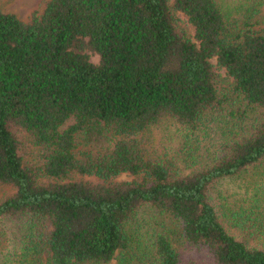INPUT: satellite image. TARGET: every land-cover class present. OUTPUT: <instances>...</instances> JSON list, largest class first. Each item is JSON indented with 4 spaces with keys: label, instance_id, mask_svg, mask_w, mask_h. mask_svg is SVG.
Segmentation results:
<instances>
[{
    "label": "trees",
    "instance_id": "trees-1",
    "mask_svg": "<svg viewBox=\"0 0 264 264\" xmlns=\"http://www.w3.org/2000/svg\"><path fill=\"white\" fill-rule=\"evenodd\" d=\"M262 5L49 0L30 22L0 8V186L15 190L0 225L23 240L0 264H264V170L229 215L240 238L212 200L264 167Z\"/></svg>",
    "mask_w": 264,
    "mask_h": 264
},
{
    "label": "rangeland",
    "instance_id": "rangeland-1",
    "mask_svg": "<svg viewBox=\"0 0 264 264\" xmlns=\"http://www.w3.org/2000/svg\"><path fill=\"white\" fill-rule=\"evenodd\" d=\"M49 0H0V8L3 12L7 14H13L17 16L20 20L24 22H30L35 15L42 14L45 9L46 3ZM240 0H225L226 4L233 6V4L238 3ZM263 5L260 9V14L258 16L259 27L264 28V0H262ZM170 6L173 5V0H169ZM174 16L177 21L178 29L184 31L187 36L194 41L195 30L193 26L189 23L188 18L181 12L174 11ZM91 61L93 63H98L99 58L97 56H91ZM212 64L214 66V71L218 76L219 86L222 89L229 88L232 85V79L229 78L224 69L218 67L215 59L212 60ZM214 141L217 140L215 134L213 132L208 137H201V141L197 142V146L199 147V157L200 162H196L199 164H194L193 166L186 167L185 165L180 164L179 170L183 174H190L194 171H198L204 163L207 162V153L212 146ZM264 167H260L259 170L255 169L245 173L242 177L236 179H230L223 181L220 183L215 190L212 192V200L214 201L218 212L220 213V217L222 221L225 223L226 227L234 233L235 236L241 237V234L236 226L235 221L232 220L233 213L235 212L241 201L246 198L244 195V191L249 187V181L253 179V176L256 172H262ZM82 177H74L73 180H81ZM87 179V178H84ZM118 181H127L133 182L135 180H139L138 177L123 174L117 178ZM48 182V181H44ZM15 190L12 187L8 186H0V202L5 200L6 198L12 196ZM239 203V204H238ZM238 204V205H237ZM236 206V207H235ZM241 207V206H239ZM226 212L227 217L225 219L223 217V213ZM229 215L232 217L230 218ZM22 234L18 233L16 229L12 226L0 225V249L4 248L8 253L13 252L12 254L19 251L20 243L23 241ZM192 254V253H191ZM111 264H115L113 261Z\"/></svg>",
    "mask_w": 264,
    "mask_h": 264
}]
</instances>
